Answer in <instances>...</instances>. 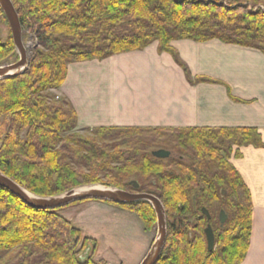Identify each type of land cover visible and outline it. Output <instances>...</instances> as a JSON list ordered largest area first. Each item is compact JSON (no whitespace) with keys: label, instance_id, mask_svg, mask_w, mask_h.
I'll list each match as a JSON object with an SVG mask.
<instances>
[{"label":"trees","instance_id":"16d2710c","mask_svg":"<svg viewBox=\"0 0 264 264\" xmlns=\"http://www.w3.org/2000/svg\"><path fill=\"white\" fill-rule=\"evenodd\" d=\"M11 1L22 32L35 36L37 46L23 74L0 81V172L38 197L99 184L152 194L164 207L167 228L156 264H241L249 248L252 204L229 159L239 157L241 147L264 148L256 129L94 128L82 136L71 104L49 103L48 92L61 88L70 64L141 51L155 42L190 83L220 84L191 79L171 43L218 40L264 55V0ZM0 22L8 25L1 9ZM14 58L9 32L0 37V65ZM114 137L125 151L102 144ZM139 145L169 147L172 156L156 159L139 152ZM107 204L135 213L147 231L156 222L146 202ZM56 211L31 209L0 187V264H99L93 261L96 241L82 237ZM208 225L214 234L211 252L204 234Z\"/></svg>","mask_w":264,"mask_h":264},{"label":"crops","instance_id":"0c3cea01","mask_svg":"<svg viewBox=\"0 0 264 264\" xmlns=\"http://www.w3.org/2000/svg\"><path fill=\"white\" fill-rule=\"evenodd\" d=\"M171 47L191 79L220 84L190 83L170 54L158 53L156 42L102 61L73 63L57 93L73 107L77 128H254L264 143V55L219 41L178 40ZM239 152L230 163L252 204L249 248L241 264H264V148L246 146ZM90 204L109 213V220L130 225L128 212Z\"/></svg>","mask_w":264,"mask_h":264},{"label":"water","instance_id":"95a60500","mask_svg":"<svg viewBox=\"0 0 264 264\" xmlns=\"http://www.w3.org/2000/svg\"><path fill=\"white\" fill-rule=\"evenodd\" d=\"M0 9L8 23L11 39L18 55V60L10 65L0 66V81L19 76L25 72L29 63V55L22 40V28L18 14L11 0H0ZM152 157L160 160L168 159L171 154L166 150H156L151 153ZM134 190L138 185L132 182ZM0 187L10 192L18 198L24 205L36 210H57L73 203L84 201H100L112 204H131L135 202H146L154 211L156 219V238L144 259L140 264H156L163 251L167 228L166 215L161 201L154 195L148 193L129 192L113 187L102 185L83 186L67 191L59 196L38 197L20 187L10 178L0 172ZM202 214L209 221L210 216L206 209H202ZM218 221L223 225L226 215L223 211L219 213ZM207 250L211 252L214 247V234L210 225L204 231Z\"/></svg>","mask_w":264,"mask_h":264},{"label":"rangeland","instance_id":"374dc122","mask_svg":"<svg viewBox=\"0 0 264 264\" xmlns=\"http://www.w3.org/2000/svg\"><path fill=\"white\" fill-rule=\"evenodd\" d=\"M8 34H9L8 25L0 22V37L4 39ZM22 40L24 45L26 46L30 59L33 49L37 46L36 38L33 35L22 32ZM210 41H218V40H210ZM17 60H18V55H17V59L16 58L9 59L8 61L2 63V65L0 66L13 64ZM57 91L51 90L50 92H48L50 99L49 103L60 102L61 99H63L58 95ZM76 131L77 134H80L82 136L90 135L89 133L84 131V129L80 130L77 128ZM144 136H146V134ZM20 138L21 139L25 138V132L21 133ZM116 139L117 137H114L113 140L105 139L102 144L107 147L110 145H116L119 148L118 149L119 151L121 152L125 151V146H123L122 143L123 141ZM164 139L165 137H161V139L157 138L154 142V145L162 143L161 141ZM168 148L169 147H167V149H160V150L167 151L169 150ZM137 150H141L139 151L141 153L142 152L152 153L154 152V150L156 151L157 149L152 148L150 146L148 147L146 145L144 146L139 145V147H137ZM231 158L229 159V161L231 160ZM92 202L97 203L100 201H92ZM90 205H91L90 201L77 202L68 205L66 207L57 209L56 212L61 217L65 218L67 221L72 223L75 228L80 230L82 237H88L96 241L97 250L93 256L94 262L99 264L100 263L101 264H140L141 261L149 252L156 238V222L154 223L152 229L150 231H147L142 221L133 212L124 210L122 208L116 207L111 204H107L129 213L128 215L130 219L128 218L127 224L130 225L128 226L125 224L123 220H115V221L114 220L112 221L111 219L109 220V218H107L108 216H110L108 215L109 213H107L108 215L107 216L104 213V210L91 209L89 207ZM97 212L99 214H97ZM133 223L136 224V226Z\"/></svg>","mask_w":264,"mask_h":264}]
</instances>
